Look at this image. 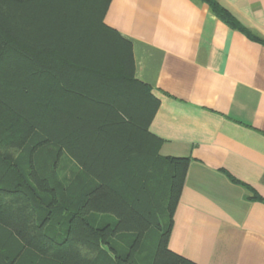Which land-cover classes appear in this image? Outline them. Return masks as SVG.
Listing matches in <instances>:
<instances>
[{
    "label": "trees",
    "instance_id": "16d2710c",
    "mask_svg": "<svg viewBox=\"0 0 264 264\" xmlns=\"http://www.w3.org/2000/svg\"><path fill=\"white\" fill-rule=\"evenodd\" d=\"M196 1L261 42L217 0ZM111 2L0 0V264H194L169 249L191 159L160 156L148 132L159 101L104 22ZM110 85L142 102V122L129 120L154 142L147 158L85 152L79 131L31 113L102 105ZM79 119L74 128L94 127L103 142L109 123Z\"/></svg>",
    "mask_w": 264,
    "mask_h": 264
},
{
    "label": "crops",
    "instance_id": "0c3cea01",
    "mask_svg": "<svg viewBox=\"0 0 264 264\" xmlns=\"http://www.w3.org/2000/svg\"><path fill=\"white\" fill-rule=\"evenodd\" d=\"M217 1L261 42L196 0H112L104 22L159 101L148 132L160 156L191 159L169 249L194 264H264V0ZM69 109L31 113L79 131L85 152L106 149L105 133L73 127L97 125L104 108Z\"/></svg>",
    "mask_w": 264,
    "mask_h": 264
},
{
    "label": "rangeland",
    "instance_id": "374dc122",
    "mask_svg": "<svg viewBox=\"0 0 264 264\" xmlns=\"http://www.w3.org/2000/svg\"><path fill=\"white\" fill-rule=\"evenodd\" d=\"M106 68L111 70L112 67L106 65ZM112 87V85L108 86V89H104L101 94L104 99L101 106L104 109L100 113L101 116H105L103 121L110 124V132L107 128L105 129L106 136H104L107 140L105 144L117 150L143 155L147 158L154 142L147 133L140 130L138 124L131 123L129 120L130 118L134 122H142L140 114L143 111L142 102L138 98H129L128 95L121 96L118 94V89H112Z\"/></svg>",
    "mask_w": 264,
    "mask_h": 264
}]
</instances>
